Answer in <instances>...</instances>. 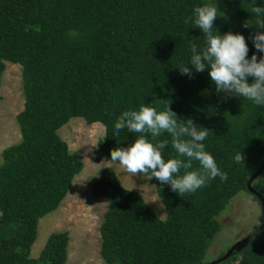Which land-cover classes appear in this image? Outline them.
Instances as JSON below:
<instances>
[{
	"label": "trees",
	"instance_id": "1",
	"mask_svg": "<svg viewBox=\"0 0 264 264\" xmlns=\"http://www.w3.org/2000/svg\"><path fill=\"white\" fill-rule=\"evenodd\" d=\"M205 3L219 8L214 33H242L248 57H264L251 39L256 26L243 27L256 19L249 12L253 0H0V74L5 60L20 63L24 94L16 113L21 137L1 151L0 264L66 261L67 229L51 231L39 254L30 255L39 218L59 205L83 167L58 128L72 116L101 122L107 135L93 150L99 161L140 135L127 129L114 135L119 116L157 99L158 111L170 104L178 119L208 129L206 151L228 179L209 180L181 197L154 178L166 210L161 218L138 190L120 182L111 165L104 166L91 183L93 195L107 198L99 252L113 264L209 261L207 250L221 227L218 214L234 194L248 190L247 178L264 161V105L217 93L209 68H193L191 78L177 68L190 62L192 43L205 46L203 31L185 24ZM256 3L264 7V0ZM160 139L171 140L166 133ZM162 155L177 156L170 142ZM198 168L194 162L193 170ZM252 185L264 195V168ZM222 262L264 264V226Z\"/></svg>",
	"mask_w": 264,
	"mask_h": 264
},
{
	"label": "clouds",
	"instance_id": "2",
	"mask_svg": "<svg viewBox=\"0 0 264 264\" xmlns=\"http://www.w3.org/2000/svg\"><path fill=\"white\" fill-rule=\"evenodd\" d=\"M249 12L256 19L254 22L245 20L243 27L247 29L256 26L257 30L251 35V39L256 51L264 52V7L258 6L256 0H253ZM218 17L217 4L205 3L194 9L192 17L186 18L185 24L191 21L194 28L203 31L205 46L198 49L192 43L190 62L177 68L189 78L194 75L193 68L200 73L209 68L217 93L223 92L258 106L264 105V57L258 59L256 53L251 58L248 57L249 46L242 33H214V21ZM249 77L252 78L251 83ZM154 102L160 103L161 100ZM153 103L143 104L138 110H126L119 116L114 124V135L118 136L123 129L140 135L129 146L112 149L109 161L132 176L139 175L146 180L155 178L162 185H170L171 190L181 197L195 193L206 186L209 180L217 177L226 181L227 174L220 170L214 156L206 151L203 143L208 137V129H198L191 118L178 119L170 104L158 111ZM165 133L170 136V141L160 139ZM169 142L177 156L166 160L162 150ZM98 145L99 143L93 144L94 147ZM194 162L199 164L198 169L193 170ZM182 169L184 171L181 174Z\"/></svg>",
	"mask_w": 264,
	"mask_h": 264
},
{
	"label": "rangeland",
	"instance_id": "3",
	"mask_svg": "<svg viewBox=\"0 0 264 264\" xmlns=\"http://www.w3.org/2000/svg\"><path fill=\"white\" fill-rule=\"evenodd\" d=\"M0 94L1 161L3 147L21 137L16 120V113L23 107L24 101L20 63L5 60L0 74ZM58 133L66 140L70 150L77 151L83 167L73 176L59 205L39 218L37 236L30 246V255L39 254L51 231L67 229L70 238L64 264H113L105 262L99 252V225L107 207V198L93 195L91 183L104 166L111 165L120 182L126 187L138 190L157 215L164 218L166 210L156 192L155 179L146 180L142 176L125 173L118 165L109 161L111 156L94 160L93 144L104 136V125L99 121L87 123L81 116H72L58 128ZM261 218V205L255 196L245 189L238 191L218 214L221 227L212 239L205 258L210 261L218 257L253 225L260 223Z\"/></svg>",
	"mask_w": 264,
	"mask_h": 264
},
{
	"label": "water",
	"instance_id": "4",
	"mask_svg": "<svg viewBox=\"0 0 264 264\" xmlns=\"http://www.w3.org/2000/svg\"><path fill=\"white\" fill-rule=\"evenodd\" d=\"M263 168H264V161L249 175V177L246 180V186L248 190L258 197V201L262 209V215H263L262 221L257 226H255L247 233H245L243 236H241L239 239L235 240L221 255H219L215 259L208 261L206 264H215L230 256L233 251L241 250L249 242L250 238L261 227L264 226V195L252 185V180L260 174ZM223 264H235V263L225 262Z\"/></svg>",
	"mask_w": 264,
	"mask_h": 264
},
{
	"label": "flooded vegetation",
	"instance_id": "5",
	"mask_svg": "<svg viewBox=\"0 0 264 264\" xmlns=\"http://www.w3.org/2000/svg\"><path fill=\"white\" fill-rule=\"evenodd\" d=\"M223 263H225V262L220 261V262H217V263H215V264H223Z\"/></svg>",
	"mask_w": 264,
	"mask_h": 264
}]
</instances>
